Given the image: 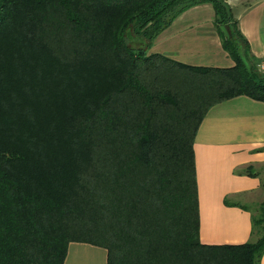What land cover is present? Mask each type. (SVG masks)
<instances>
[{"label": "trees", "instance_id": "16d2710c", "mask_svg": "<svg viewBox=\"0 0 264 264\" xmlns=\"http://www.w3.org/2000/svg\"><path fill=\"white\" fill-rule=\"evenodd\" d=\"M202 2L232 66L149 52ZM237 95L264 102V70L226 0H0V264H63L71 241L107 264H260L264 200L252 240L199 238L194 138Z\"/></svg>", "mask_w": 264, "mask_h": 264}, {"label": "crops", "instance_id": "0c3cea01", "mask_svg": "<svg viewBox=\"0 0 264 264\" xmlns=\"http://www.w3.org/2000/svg\"><path fill=\"white\" fill-rule=\"evenodd\" d=\"M226 2L250 54L264 65V0ZM149 52L188 65L234 64L214 26L210 2L180 12L156 36ZM193 150L200 241L223 245L252 240L251 215L264 200V102L237 95L213 104L200 122ZM63 264H107V250L71 241ZM260 264H264V253Z\"/></svg>", "mask_w": 264, "mask_h": 264}, {"label": "built area", "instance_id": "2783aa9c", "mask_svg": "<svg viewBox=\"0 0 264 264\" xmlns=\"http://www.w3.org/2000/svg\"><path fill=\"white\" fill-rule=\"evenodd\" d=\"M260 70H264V65H259Z\"/></svg>", "mask_w": 264, "mask_h": 264}, {"label": "rangeland", "instance_id": "374dc122", "mask_svg": "<svg viewBox=\"0 0 264 264\" xmlns=\"http://www.w3.org/2000/svg\"><path fill=\"white\" fill-rule=\"evenodd\" d=\"M260 65V64H259ZM252 207L254 206V205H251ZM254 208V207H253Z\"/></svg>", "mask_w": 264, "mask_h": 264}]
</instances>
